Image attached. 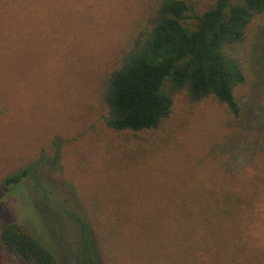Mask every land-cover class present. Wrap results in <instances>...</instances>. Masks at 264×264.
I'll return each instance as SVG.
<instances>
[{
	"label": "rangeland",
	"instance_id": "obj_1",
	"mask_svg": "<svg viewBox=\"0 0 264 264\" xmlns=\"http://www.w3.org/2000/svg\"><path fill=\"white\" fill-rule=\"evenodd\" d=\"M147 2L0 0V182L34 162L54 137L64 142L59 165L44 169L38 183H23L6 195L0 192V220L22 225L59 264L86 260L79 224L70 213L81 217L94 235V210H131L117 195L120 182L130 189L126 179L135 174L142 185L134 188H146V171L139 166L148 167L150 160L139 153L137 163L127 159L134 147H126L127 137L103 125L98 95L103 73ZM212 3L191 0L197 13ZM250 100L246 93L242 101ZM255 107L264 118V89ZM240 127L215 102L190 105L180 96L168 124L167 148L151 155V166H166L174 179L188 163L225 166L237 179L235 188L254 197L239 227L246 242L262 249L264 133L252 147L245 144ZM255 178L259 180L251 183ZM158 180L165 182L166 177L159 175ZM148 182L157 184L150 178ZM159 197L142 201L140 216L159 218L166 206ZM0 264H12L1 249Z\"/></svg>",
	"mask_w": 264,
	"mask_h": 264
},
{
	"label": "trees",
	"instance_id": "obj_2",
	"mask_svg": "<svg viewBox=\"0 0 264 264\" xmlns=\"http://www.w3.org/2000/svg\"><path fill=\"white\" fill-rule=\"evenodd\" d=\"M261 89L264 0H213L201 13L191 0H148L103 73L98 95L103 125L134 147L127 159L137 163L139 153L150 160L148 167L139 166L146 171V188H134L141 182L135 174L126 179L130 189L120 182L117 195L131 210L111 204L94 210V235L70 213L82 233L85 264H264V248L246 242L239 227L254 197L235 188L237 179L225 166L188 163L175 179L166 166H151V155L167 148L180 96L190 105L210 100L222 106L253 147L264 133V118L255 113ZM246 93L248 103L242 101ZM63 146L54 137L34 162L0 182L1 195L38 183L44 169L59 165ZM159 175L166 181H157ZM148 178L157 184L152 187ZM156 195L166 202L159 218L140 216L141 202ZM0 249L12 264H59L17 223L0 220Z\"/></svg>",
	"mask_w": 264,
	"mask_h": 264
}]
</instances>
